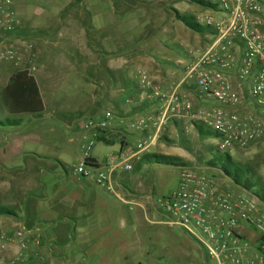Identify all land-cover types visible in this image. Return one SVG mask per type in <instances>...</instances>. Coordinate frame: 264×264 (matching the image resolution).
<instances>
[{
    "label": "crops",
    "instance_id": "obj_1",
    "mask_svg": "<svg viewBox=\"0 0 264 264\" xmlns=\"http://www.w3.org/2000/svg\"><path fill=\"white\" fill-rule=\"evenodd\" d=\"M201 1L207 6L191 0H140L139 5L126 0H78L77 4L85 2L75 7L78 15L53 1L32 5L30 10L20 8L21 26L25 21L29 28V19L45 15L50 20L44 25L37 22L33 28L45 35L36 38V49L33 42L15 43V37L9 35L20 56L2 89L13 74L36 66L38 71L31 77L44 115L35 120L30 115L0 113V210L13 214L0 215V264L16 262L20 254L23 258L16 264H160L162 258L159 253L154 255L153 238L159 236L162 226L173 227L157 206L161 202L156 196L165 191L157 178L172 175L163 168L179 170L173 193L183 170L159 165L150 168L143 156L162 155L185 164L180 160L183 140L172 137L175 130H183V124L170 123L168 135L162 133L157 140H153V132H132L127 124L135 117L151 119L160 109L158 100L140 89L139 72L168 90L183 68L209 48L211 43L198 48L197 41L188 40V32L193 31L170 12L173 9L185 17L182 13L190 9L192 17L199 10L198 19H194L202 26H207L208 19L225 20L214 0ZM138 6L150 19H143L144 27L140 25L134 38L125 39L123 31L134 25L126 20L130 18L126 13L132 14ZM160 9L171 14L166 22ZM217 14L219 17H214ZM176 22L184 27L176 28ZM21 30L25 32V25ZM171 33L177 36L176 42ZM206 33L216 39L212 28ZM60 93L84 95L80 98L82 111L89 118L98 119L107 112L114 116L102 136L105 141H98L91 153L96 167H89L91 175L95 171L107 174L111 191L96 185L93 176L76 172L83 158V121L47 112L62 97ZM7 119L20 122L2 126ZM194 132L204 140L206 131L197 127ZM144 141L147 150L137 151L136 146ZM126 150L132 154H125ZM149 171L157 176L154 182L147 178ZM16 231L21 232L20 237L14 236ZM194 261L189 255L183 259L184 264Z\"/></svg>",
    "mask_w": 264,
    "mask_h": 264
},
{
    "label": "built area",
    "instance_id": "obj_2",
    "mask_svg": "<svg viewBox=\"0 0 264 264\" xmlns=\"http://www.w3.org/2000/svg\"><path fill=\"white\" fill-rule=\"evenodd\" d=\"M214 1L218 12L226 15L224 21L207 20L216 39L183 68L172 87L165 90L139 72L140 89L150 92L160 109L151 119L133 118L128 130L153 132V140H157L172 122L183 124L186 135L200 127L217 138L219 151L228 155L264 143V0ZM12 14V0H0V39L20 24ZM1 58L19 62L14 49L5 50ZM37 71L36 66L27 70L30 76ZM113 121L109 112L83 120L79 175H91L87 160L98 134L110 129ZM147 144L141 142L136 150H147ZM125 154L132 153L126 150ZM126 169L132 170L130 166ZM182 170L178 189L161 201L162 208L168 224L200 246L202 264H264V201L253 194L245 198L219 190L212 176ZM91 176L96 185L111 191L107 174L95 171ZM247 233L255 236L254 243ZM14 236L20 237L21 232ZM22 258L20 254L11 264Z\"/></svg>",
    "mask_w": 264,
    "mask_h": 264
},
{
    "label": "rangeland",
    "instance_id": "obj_3",
    "mask_svg": "<svg viewBox=\"0 0 264 264\" xmlns=\"http://www.w3.org/2000/svg\"><path fill=\"white\" fill-rule=\"evenodd\" d=\"M51 1H53L56 6H69L73 12V15L79 14L75 7L85 4V2L82 4H77L78 0H12V17L15 20L20 21L21 19L19 18L18 13H22L20 9L21 7H25L26 10H30L29 7L32 5H39L41 3H51ZM126 1L130 4H138L140 0ZM145 1L152 2L154 0ZM119 4H121V2ZM140 8L141 7L138 6L137 9H134L132 13L133 15L129 12L126 13L127 16H130V18H127L126 20L133 21L134 25L132 30L129 31L127 28H125V30L123 31L125 39H130L131 37L134 38L137 34V31H140V25L142 24L141 22H143V19H150L149 16L146 15V12H143ZM159 11H161L162 15L164 14L166 16V22L168 16L171 14L168 11H163L162 9H160ZM202 13L203 12L200 11V14ZM182 14L185 15V17L191 16L190 9L185 10V12ZM197 15L199 16V10L194 11V17H192L198 19ZM214 17L218 18L219 16L217 14L214 15ZM48 20H50V17H47V15L43 16V18L39 20L31 18L29 19L31 25L30 27H32L31 29L30 27L27 28V24H25L26 22L24 21L22 26L20 22V24L14 27L13 30L3 34L0 39V91L3 87L5 77L10 74L13 68V64L15 63L3 60L1 58V54L8 49H14L16 52L20 53L19 50L16 49V45L11 44L8 40L9 35L10 37H15V43L29 44L33 42V44L35 45L34 48L36 49L39 44V41L36 38L43 39L45 38V35L40 31L33 30V28L37 26V22L39 23V25H44V22ZM175 24L178 25V27H176L178 29L184 27L179 22H176ZM24 25L25 32L21 30ZM142 26L144 27V24H142ZM188 33V40L191 39L193 41H197L196 47L198 48H202L204 47V45L206 46L207 43H212L215 39L214 35L212 36V34L210 33L197 34L190 31ZM170 35L173 36L174 42H176L177 36L172 33ZM189 45L190 47H192L190 43ZM186 47L188 46L186 45ZM29 54L30 56H34L32 50H30ZM20 60H22V57ZM132 93H134V91ZM60 95L62 97H60V99L55 102V106L49 108L47 112L51 110L53 111V113H55L54 115L56 117L63 116V118L67 120H75L76 122L81 123L83 119L89 118V115L86 112L82 111L83 102L80 101V98L84 99V95L80 96L74 93L69 95L65 93H60ZM0 113H3L1 104ZM168 131L169 130L165 128L163 131V136L168 135ZM172 137L178 139L177 141L183 140L179 144V147H181L180 150L184 149V151L181 150L182 158L180 160L183 161L185 165H187L188 168L186 169L195 171L200 175L212 176L215 179L219 190H224L229 193H235L245 198L253 194L257 196L260 200H262L261 197H263L264 199V143L252 147L246 151L232 150L229 155L231 160H228L227 156L223 154V152L219 151V140L215 138L210 132L206 131V135L204 136L203 140L202 138H199V134L197 132L186 135L183 130L177 129L172 134ZM201 144L202 147L200 146ZM153 151H156V148H153ZM148 165L150 168H154L151 167L154 166V164L148 163ZM239 166L245 167L246 169L243 168L241 171L237 168ZM224 168L228 170V172H230L231 174L237 172V181L239 184H241L242 187L247 182L250 183L252 186L250 191L244 190L241 187L239 188V186H236L235 184H233V182H230L222 172V169ZM163 170H165L166 173H171V171L173 173L172 175H167L164 172L166 175L157 178L158 182L165 186V191L160 192L159 195L156 196V198L159 199L160 202L167 199L172 194V188L178 181L179 174V170H170L164 168ZM136 174L137 171L131 173L132 176ZM155 177H157L156 174L154 172L152 173V171H149V175L147 177L149 182H154ZM157 206L159 208V211L163 212L162 203L161 205L158 204ZM158 231L159 236L153 238L152 246L154 248V255L159 253L162 258L160 264H184L183 259L186 258L188 255L194 257L195 261L192 262L193 264L205 263V259L203 258L198 248V245L183 231H181L180 229L169 228L166 226H162L158 229ZM247 237L252 243H254L256 240L253 234L247 233Z\"/></svg>",
    "mask_w": 264,
    "mask_h": 264
},
{
    "label": "trees",
    "instance_id": "obj_4",
    "mask_svg": "<svg viewBox=\"0 0 264 264\" xmlns=\"http://www.w3.org/2000/svg\"><path fill=\"white\" fill-rule=\"evenodd\" d=\"M191 2H194L201 6H207L201 0H191ZM170 12L173 14V17L175 19L181 21L188 29H190L195 33L204 34L209 30L208 26L200 25L191 16L182 17L173 9H170ZM0 104L2 106V109L7 115H11V116L30 115L35 120L43 118L44 115L43 104L40 98L38 87L34 79L28 74L27 71H19L13 74L9 78L6 86L0 91ZM19 122L20 121H10L7 119L4 122H2L1 125L4 127L5 126L13 127L18 125ZM104 135H105L104 132L99 133L97 136V142L105 141V139L102 138V136L104 137ZM225 155L227 156L228 160H231L228 154ZM143 162L151 163L159 166L179 167L183 169L188 168L187 165L182 164L179 160L175 158H170L156 154L144 155ZM87 167L95 168L96 165L93 162V160L88 159ZM237 168L240 169L241 171L243 168L246 169L245 167H241V166ZM222 172L230 182H233V184L239 186V188L241 187L247 191H250V189L252 188L251 184L248 182L243 187L241 186V184L238 183L237 172L231 174L225 168L222 169ZM261 199L264 200L263 197H261ZM0 215H13V214L7 210L1 209ZM198 248L203 256L202 250L199 245Z\"/></svg>",
    "mask_w": 264,
    "mask_h": 264
}]
</instances>
